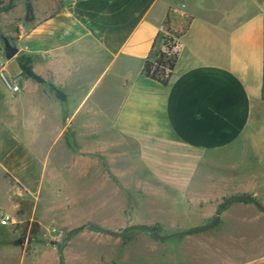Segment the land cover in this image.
Instances as JSON below:
<instances>
[{"label": "crops", "instance_id": "crops-1", "mask_svg": "<svg viewBox=\"0 0 264 264\" xmlns=\"http://www.w3.org/2000/svg\"><path fill=\"white\" fill-rule=\"evenodd\" d=\"M183 2L181 8L182 0H41L48 19L26 33L24 53L64 99L22 73L19 53L0 61L9 82L0 75V177L20 198L34 200L30 214L20 215L40 225L26 237L10 226L15 237L9 243L20 250V264H70L75 257L64 243L59 251L55 236L43 235L42 223L46 214L57 217L58 206L41 200L48 172L39 145L63 139L69 129L75 139L103 127L157 137L163 118L172 136L193 151L222 152L240 144L264 164V0ZM165 32L177 37L181 50L162 84L143 68L165 51ZM261 175L251 172L245 183L237 173H219L223 182L238 183L234 191L264 205ZM233 205L242 210L234 216L264 227V211L254 203ZM20 206L17 201L13 214ZM247 264H264V257Z\"/></svg>", "mask_w": 264, "mask_h": 264}, {"label": "rangeland", "instance_id": "rangeland-1", "mask_svg": "<svg viewBox=\"0 0 264 264\" xmlns=\"http://www.w3.org/2000/svg\"><path fill=\"white\" fill-rule=\"evenodd\" d=\"M35 4V18L29 21L25 0H16L12 8H8L10 0H0V61L6 60L5 38L20 48V55L25 51L26 33L48 19L41 15V0ZM96 131L91 136L92 130L87 129L86 137L75 139L69 129L63 139L50 137L39 145L48 172L41 200L58 206L54 209L57 217H42L43 235L55 236L57 244L72 228L87 222L113 230L135 223H160L164 233L201 226L212 220L223 199L241 194L234 191L238 183L223 182L219 173H237L249 183L251 172L256 171L264 179V164L252 148L247 154L240 144L222 152L193 151L172 136L163 118L155 130L157 137H145L137 129ZM18 193L0 177V216L6 210L14 213L17 201L21 204L14 214L16 224L0 223V264H20V250L9 243L15 237L8 232L10 226L21 236L33 235L35 221L20 214H30L34 200L22 199ZM236 202L240 200L223 208L224 215L213 228L170 239L142 229L113 235L82 228L64 242L75 251L70 264H247L264 257V227L234 216L242 213L234 207ZM226 217L232 220L227 225Z\"/></svg>", "mask_w": 264, "mask_h": 264}, {"label": "water", "instance_id": "water-1", "mask_svg": "<svg viewBox=\"0 0 264 264\" xmlns=\"http://www.w3.org/2000/svg\"><path fill=\"white\" fill-rule=\"evenodd\" d=\"M4 40H5L6 58L11 59L17 53H19V47L12 44L8 38H5ZM232 200L250 201V202L254 203L258 208H260L261 210L264 211V205L261 202H259L255 196H253L251 194H246V193L245 194H233V195H230V196L226 197L225 199H223V201L219 204L212 220L210 222H208L207 224H204L201 226H196V227L185 229V230H179V231L172 232V233H164V227L160 223H151V224L150 223H135V224H131V225L126 226L122 230H113V229H109V228L99 226L93 222H87L85 224H82V225H79V226L72 228L69 231L68 236L63 238L57 244V248L61 252L62 244L68 240L69 236H71L73 233H75V232H77L80 229L85 228V227H90L92 229H95V230H98L101 232H105V233H109V234H113V235H122V234L126 233L127 231L133 230V229H142V230H147V231L151 232L154 236H156L157 238H160V239H170V238L180 236V235L193 234L196 232L204 231V230L213 228L216 225L218 219L220 218V215H221L223 208Z\"/></svg>", "mask_w": 264, "mask_h": 264}, {"label": "trees", "instance_id": "trees-1", "mask_svg": "<svg viewBox=\"0 0 264 264\" xmlns=\"http://www.w3.org/2000/svg\"><path fill=\"white\" fill-rule=\"evenodd\" d=\"M15 1L16 0H10V5L8 8H12L14 6ZM25 11H26L25 18L29 21L34 20L35 12H34V5L32 0H25ZM167 56L168 53L163 51L161 52L160 57L158 59L156 60L147 59L145 61L143 68L145 75L152 79L158 80L162 84H167L171 72L175 67L176 58H177V57L166 58ZM17 59L23 74L27 75L28 77L32 78L33 80L39 83L48 84L49 87L57 94L58 97H60L61 99L65 98L64 94L54 84H52L51 82H47L42 76H40L33 70V65H32L33 58L31 55L22 53L18 55ZM6 176H9V174H6ZM11 179L12 181H14L13 178ZM39 229H40L39 223L35 222L32 225L31 231L33 234H35L39 232ZM22 238L24 239V237Z\"/></svg>", "mask_w": 264, "mask_h": 264}, {"label": "built area", "instance_id": "built-area-1", "mask_svg": "<svg viewBox=\"0 0 264 264\" xmlns=\"http://www.w3.org/2000/svg\"><path fill=\"white\" fill-rule=\"evenodd\" d=\"M183 6H184V2L181 3V8H183ZM172 11L178 12L177 9H173ZM164 29H166V28H164ZM165 34L167 36L170 33L165 32ZM164 40H165V48H166L165 51L168 53V55L170 57H177V55L179 54V52L181 50V44L178 41L177 37L175 35H173L172 38L167 36V38H164ZM0 70H1L0 75H1L2 79L4 81H6L7 83H9L8 78L5 75L4 63H2V62H0ZM166 72H168V71H166ZM18 89H19V86L17 84L13 85V90H18ZM0 222L2 225H8V224L14 225L17 223L15 215L10 210H6V211L2 212Z\"/></svg>", "mask_w": 264, "mask_h": 264}]
</instances>
